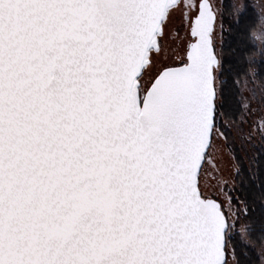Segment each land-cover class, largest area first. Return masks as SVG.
Segmentation results:
<instances>
[{"label":"snow or ice","instance_id":"1","mask_svg":"<svg viewBox=\"0 0 264 264\" xmlns=\"http://www.w3.org/2000/svg\"><path fill=\"white\" fill-rule=\"evenodd\" d=\"M0 264H264V0H0Z\"/></svg>","mask_w":264,"mask_h":264},{"label":"rangeland","instance_id":"2","mask_svg":"<svg viewBox=\"0 0 264 264\" xmlns=\"http://www.w3.org/2000/svg\"><path fill=\"white\" fill-rule=\"evenodd\" d=\"M221 3H223V0H220Z\"/></svg>","mask_w":264,"mask_h":264}]
</instances>
